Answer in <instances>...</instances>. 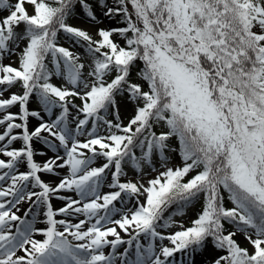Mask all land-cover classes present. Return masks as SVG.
Segmentation results:
<instances>
[{"label": "snow or ice", "instance_id": "6c2138e0", "mask_svg": "<svg viewBox=\"0 0 264 264\" xmlns=\"http://www.w3.org/2000/svg\"><path fill=\"white\" fill-rule=\"evenodd\" d=\"M0 264H264V0H0Z\"/></svg>", "mask_w": 264, "mask_h": 264}]
</instances>
